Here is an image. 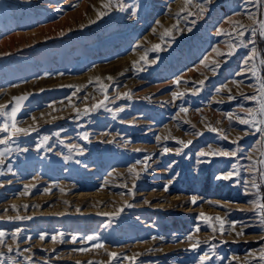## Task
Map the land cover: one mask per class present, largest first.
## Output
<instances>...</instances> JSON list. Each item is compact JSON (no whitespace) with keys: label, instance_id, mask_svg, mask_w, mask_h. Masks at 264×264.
Here are the masks:
<instances>
[{"label":"rangeland","instance_id":"rangeland-1","mask_svg":"<svg viewBox=\"0 0 264 264\" xmlns=\"http://www.w3.org/2000/svg\"><path fill=\"white\" fill-rule=\"evenodd\" d=\"M263 15L264 0H0V105L27 96L16 124L30 133L0 144L3 264H200L205 254L204 264H264L252 203L264 178L244 170L264 168V133L236 119L258 107L246 97L259 95L250 69L264 59ZM101 101L113 111L94 109ZM178 141L192 143L178 154ZM213 150L238 155H199ZM232 166L260 188L215 178ZM201 213L222 218L223 234Z\"/></svg>","mask_w":264,"mask_h":264},{"label":"snow or ice","instance_id":"snow-or-ice-1","mask_svg":"<svg viewBox=\"0 0 264 264\" xmlns=\"http://www.w3.org/2000/svg\"><path fill=\"white\" fill-rule=\"evenodd\" d=\"M188 3H191V0H187ZM205 4H210L212 2V0H204ZM110 5H105V7H109ZM197 7L200 9L201 14L206 11V9L203 7V5H197ZM107 13H100V15H106ZM193 23H195V21H193ZM233 23L238 24V21H233ZM244 28L243 25H240V29L237 32V37L238 38H242L246 35V33L242 30ZM260 29H261V34H264V22H261L260 24ZM190 30V29H189ZM253 32H255V29H253ZM218 34H226V35H231V33H225L223 29L220 30V33ZM243 42V41H241ZM236 45L235 44H229V49L230 51L227 53V55H232L236 49ZM155 50H159V45L155 46ZM218 55H225V53L223 52H219V50H217ZM255 54H256V49L253 48L252 49V55L249 56L248 59H245L243 61L245 66H248L250 64V61H253L255 58ZM142 59H147V57H142ZM205 61H207V57L205 58ZM215 64V67H213L211 70L215 71L217 67H219L218 64H216V62H213ZM264 70V59H261L259 62V67L256 63H252L251 64V69L250 71L253 73V75L256 76V78L260 81V86L258 89L259 95H251V96H247L246 99L251 100V101H256L258 103V107L256 108H249V109H244V111L247 113L246 117H239L237 116L236 119L239 121L240 124H244V125H248L251 126L252 128H254L256 131L258 132H262L264 133V75H259L258 72ZM109 79H111V77H109ZM177 84L180 83V80L176 81ZM201 84H203V81H200ZM106 87H105V92H106ZM125 96H127L128 98H131V94L130 93H125ZM183 93H173V96L178 98L179 96H182ZM243 95V94H242ZM28 97L27 96H18V97H13V100L16 102L15 106L11 108L10 111H8V105H0V115L6 116L8 118V120L11 121V123H8L7 121L3 124L2 127H0V132H4V133H8V135H6L3 138H0V144L2 145H7L8 142L17 134V133H24V134H30L28 129H24V128H18L17 124H16V116L17 113L20 111L21 107H22V102L27 100ZM105 99H107V95H105ZM11 103V102H9ZM101 106L105 107V110L107 111H113L112 109H108L106 105H104L103 101H101L100 103L96 104L94 106V109L96 108H100ZM124 111V109L122 107L115 109L116 113L122 112ZM182 112H187L188 109L187 108H181ZM77 112H79V109H77ZM87 112V109H86ZM230 120L233 118L231 115L228 117ZM33 131H35V129H32ZM211 131H220L216 128H211ZM84 140H89V134L85 133L82 137ZM225 139H227V137H224ZM48 137H44V140H47ZM178 143H180L182 145V147L180 149L177 150V153H182L183 152V148L188 147V145H190L192 143V141H188L187 143H185L184 141H178ZM233 143H236V141H233ZM73 150H76L79 148V152L78 154H83V149L80 148L78 145H73L72 146ZM24 151H27V149H24ZM138 151V149H137ZM172 151L169 148H165L164 152L168 153ZM4 153L0 152V156H3ZM200 157L202 158H208V157H228V158H235L237 157L238 153L235 151H224V150H213L210 152H205V151H201L199 153ZM65 159H71V157H65ZM249 159H251V157H249ZM211 160L210 159H202L201 163H210ZM3 163V160H0V164ZM77 163H79V161H77ZM147 168V165H145V170ZM245 171H248L250 173H254V172H260L261 173V177L264 178V168H256V165H250L247 169H244ZM130 171H132L135 175V178H139L140 173L137 172L134 168L130 169ZM216 179L218 180H224V181H232L234 184H236L237 186H239L241 183H244L245 186L248 183H251L252 186L254 188L259 189L260 185H258L254 180L251 181H241V170L236 168L235 166H232L230 171H226L224 173L218 174L216 177ZM27 185L25 186V188L27 189ZM133 187H135V185L133 184ZM165 190H167V188H165ZM134 194V193H133ZM259 194V193H257ZM191 203L193 205L197 204V197L193 196L191 198ZM253 204H255L257 207L256 209H254L255 212H258L259 216H260V220L262 223H264V198H262V200L257 201V200H253L252 201ZM129 207H131V205H128ZM30 219V217H15V219ZM9 219H13L12 217H10ZM200 219L207 222L208 225L210 227L213 228V231H216L215 225L212 224L213 220L219 221V231L221 234H223L224 232V221L222 218L220 217H208L206 215H204L203 213L200 214ZM236 224L237 222L232 221L230 222V227L235 230L236 228ZM200 229L199 227L196 228V231L198 232ZM19 231V230H18ZM18 233H14L13 235L16 236ZM237 236H241L244 234L243 232V228L241 229V231L236 233ZM61 237L63 236V233L59 234ZM40 239H45V236H41ZM57 237H52L53 241H56ZM76 237H72L71 242L75 243L76 242ZM86 241H94L96 240V237L94 236H88L85 238ZM188 239H192V237H188ZM5 241V232L0 231V244H4ZM63 242V241H61ZM94 247L96 248H102L104 247L103 244L100 243H96L94 245ZM199 247V242L193 243L191 245V248L193 250L197 249ZM13 249L11 247L8 248V251L11 252ZM79 251H89L88 248H81L79 249ZM3 253H0V256H3ZM110 256L113 259L118 258V254L113 252L110 253ZM127 260L133 261V264L135 262L136 257H124ZM264 258V257H262ZM200 261V264H204L205 261L211 259V257L208 254H205L201 257L198 258ZM0 264H3V260H0Z\"/></svg>","mask_w":264,"mask_h":264},{"label":"bare ground","instance_id":"bare-ground-1","mask_svg":"<svg viewBox=\"0 0 264 264\" xmlns=\"http://www.w3.org/2000/svg\"><path fill=\"white\" fill-rule=\"evenodd\" d=\"M262 22H264V15H263V20H262ZM263 35V37H264V34H262Z\"/></svg>","mask_w":264,"mask_h":264}]
</instances>
